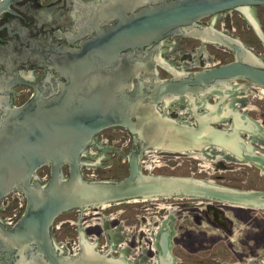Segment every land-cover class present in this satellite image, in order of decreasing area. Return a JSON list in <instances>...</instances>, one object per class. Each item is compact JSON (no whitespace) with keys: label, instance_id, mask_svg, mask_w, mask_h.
I'll return each mask as SVG.
<instances>
[{"label":"flooded vegetation","instance_id":"flooded-vegetation-1","mask_svg":"<svg viewBox=\"0 0 264 264\" xmlns=\"http://www.w3.org/2000/svg\"><path fill=\"white\" fill-rule=\"evenodd\" d=\"M176 2L180 1L11 0L9 10L0 13V119L36 93L39 108L50 104L72 76H100L101 86L109 81L111 87L126 81L127 92H144L149 108L172 124L217 130L216 141L199 148L139 150L124 126L112 124L93 135L80 156L82 166H102L113 155L123 158L127 174L128 158L134 152L144 172L185 166L189 174L177 175L202 178L235 192H264V86L240 76L205 82L198 75L238 60V52L251 53L257 60L254 65L264 66V39L259 35L264 36V0H241L192 22H178L158 38L120 49L116 57L94 51L114 37L125 18ZM182 4L188 0H181ZM227 37L235 42L224 40ZM149 96L154 98L148 100ZM109 129L118 131L119 137L107 138L103 133ZM44 169L48 173L40 175ZM35 174L46 182L49 165L40 166ZM254 180L257 185H252ZM1 191L0 264H44V250L37 245L22 250L7 245L3 234L24 213L27 198L21 185ZM254 210L264 216V204L183 195L131 198L63 212L53 219L49 236L55 254L75 262L253 264L252 235L236 227L251 224ZM211 225L239 243L238 248L231 247L230 260L205 257L201 245L190 247L203 239L204 227ZM261 227L264 238V221Z\"/></svg>","mask_w":264,"mask_h":264},{"label":"water","instance_id":"water-1","mask_svg":"<svg viewBox=\"0 0 264 264\" xmlns=\"http://www.w3.org/2000/svg\"><path fill=\"white\" fill-rule=\"evenodd\" d=\"M179 1L147 8L136 18H125L114 37L105 40L94 51L116 57L120 49L158 38L178 22H192L210 11L241 2L188 0V4L182 6ZM10 3L11 0H0V13L9 10ZM259 35L264 39L262 34ZM224 40L235 42L228 37ZM215 41L231 46L221 39ZM237 58L202 70L198 75L205 82L240 76L264 86V66L256 67V58L248 52H238ZM86 77L72 76L63 85L61 96L42 108L37 106L36 93L26 104L6 112L0 119V191L21 185L27 198L24 213L3 234L7 245L17 250L37 245L44 250V264H103L98 260L75 262V259L58 257L49 236L53 219L76 207L154 196H198L227 203L264 204L262 191L235 192L193 176L144 172L134 152L128 158L126 175L116 179L85 177L80 156L93 135L108 125L124 126L139 144V150L150 146L199 148L216 141L219 133L207 127L185 128L172 124L166 116L149 108L144 92H127L126 81L111 87L109 81L108 85L101 86L100 76V80L95 76ZM153 98L149 96L148 100ZM42 165L50 167V177L43 183L35 174ZM31 178H34L33 182H30Z\"/></svg>","mask_w":264,"mask_h":264},{"label":"rangeland","instance_id":"rangeland-1","mask_svg":"<svg viewBox=\"0 0 264 264\" xmlns=\"http://www.w3.org/2000/svg\"><path fill=\"white\" fill-rule=\"evenodd\" d=\"M123 133V132H121ZM107 138H117L119 137L118 131L116 130H107L103 133ZM126 137L128 135H125ZM117 147H121V144L116 143L115 144ZM125 150V148L123 147ZM84 159V158H83ZM108 163L103 164L102 166L98 167H90L89 169L82 166L81 170L82 173L85 177L90 178V179H116L124 176L126 174V169L123 164V158H119L117 156L110 155L108 159H106ZM144 171V170H143ZM48 173L47 169H44V171L40 173L44 176V174ZM154 172H165L169 174H189V169H187L185 166L181 168H177L174 171L170 170H165L164 168H159V169H153L152 173ZM202 176V175H201ZM200 176V177H201ZM206 178L212 179L216 181L217 179L212 176H206ZM257 185L258 181H252V185ZM262 221H264V216L260 213V211H253V216H252V223L251 224H246L244 225L243 222L239 223L237 225L238 231H244L247 229L251 233V238L249 240V245L251 247V255L253 256L254 264H264V238H263V233H262ZM205 232L203 233V239L197 240L193 242L190 247L193 249H196L198 246H202L203 248H206L204 256L207 257L209 255H216L218 256L217 258H220L223 261H228L230 260V252L231 247L238 248V242H233V240H229L226 238L222 233L223 231L218 228L214 227L213 225L211 226H205L204 227ZM221 233V234H220ZM211 235H214L213 237ZM206 263V262H204ZM202 263V264H204ZM189 264H195V263H189Z\"/></svg>","mask_w":264,"mask_h":264},{"label":"bare ground","instance_id":"bare-ground-1","mask_svg":"<svg viewBox=\"0 0 264 264\" xmlns=\"http://www.w3.org/2000/svg\"><path fill=\"white\" fill-rule=\"evenodd\" d=\"M222 89V88H221ZM249 133V132H248ZM157 160V159H156ZM150 167V166H149ZM253 261V260H252ZM254 264V263H253Z\"/></svg>","mask_w":264,"mask_h":264}]
</instances>
